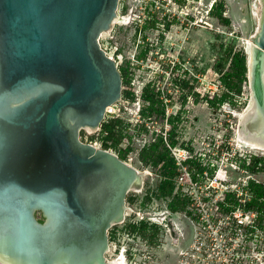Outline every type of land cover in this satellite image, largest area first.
<instances>
[{
  "label": "rangeland",
  "instance_id": "1",
  "mask_svg": "<svg viewBox=\"0 0 264 264\" xmlns=\"http://www.w3.org/2000/svg\"><path fill=\"white\" fill-rule=\"evenodd\" d=\"M252 1L120 0L117 18L128 22L101 44L118 63L122 98L81 139L150 174L109 230V261L264 264V227L251 229L248 208L255 193L264 200V151L238 133L249 79L222 97L233 56H247L255 33Z\"/></svg>",
  "mask_w": 264,
  "mask_h": 264
},
{
  "label": "water",
  "instance_id": "2",
  "mask_svg": "<svg viewBox=\"0 0 264 264\" xmlns=\"http://www.w3.org/2000/svg\"><path fill=\"white\" fill-rule=\"evenodd\" d=\"M261 2L238 133L264 147ZM119 4L0 0V264H110L109 230L124 221L142 173L81 131L99 129L122 98L118 63L101 44Z\"/></svg>",
  "mask_w": 264,
  "mask_h": 264
},
{
  "label": "trees",
  "instance_id": "3",
  "mask_svg": "<svg viewBox=\"0 0 264 264\" xmlns=\"http://www.w3.org/2000/svg\"><path fill=\"white\" fill-rule=\"evenodd\" d=\"M247 78V56L244 53L239 52L233 56L232 63L225 73L224 83L227 86V90L223 92V99L227 98L230 95L229 93L232 91L239 92L241 84L244 80H247ZM212 103H214L213 100L211 104ZM110 130L111 127L106 125L105 131L108 133ZM120 139H118V141ZM253 184L254 183H252V185ZM262 196L263 194L258 195L255 193V195L252 196V199L248 202V208H250L255 214L253 223L249 224V226H252L251 229L264 227V200H261ZM243 225L244 224H240L239 226L243 227Z\"/></svg>",
  "mask_w": 264,
  "mask_h": 264
},
{
  "label": "bare ground",
  "instance_id": "4",
  "mask_svg": "<svg viewBox=\"0 0 264 264\" xmlns=\"http://www.w3.org/2000/svg\"><path fill=\"white\" fill-rule=\"evenodd\" d=\"M259 4L260 5H258V8H256V16H258L257 18V20L255 21V17H254V22L256 23V26H255V32H256V30L257 31H259L260 30V25H261V16H262V2H261V0H259ZM255 6H257L256 5V3H254V7ZM254 14H255V12H254ZM119 19H121V17L120 18H117V20L116 21H119ZM124 22V21H123ZM254 34L255 33H253L251 36H254ZM251 38V37H250ZM250 43H251V39H249V45H250ZM247 49V51H248V49H249V46H248V48H246ZM111 108H113V105L112 106H110V109ZM249 108V107H248ZM248 108L244 111V112H242V113H240L239 114V118L241 117V118H243L245 115H246V112L248 111ZM90 131H93V130H91V129H89ZM238 130H239V128H238ZM239 137H240V134H239ZM241 138V140L242 141H244V143L245 144H247L248 146H250L251 148H253V149H260V150H263L264 151V147H262L259 143H256L255 141L254 142H248V141H246V140H243V138L242 137H240ZM138 169V168H137ZM139 170V169H138ZM140 171V170H139ZM141 172V171H140ZM142 173V172H141ZM142 176H143V173H142ZM141 183V181L140 182H138L137 184H135L133 187H132V189L133 188H135L137 185H139ZM131 189V190H132ZM116 262V261H115ZM115 262H110V264H115ZM118 264H126V262H125V260H124V255H121L120 257H119V259H118V262H117Z\"/></svg>",
  "mask_w": 264,
  "mask_h": 264
},
{
  "label": "flooded vegetation",
  "instance_id": "5",
  "mask_svg": "<svg viewBox=\"0 0 264 264\" xmlns=\"http://www.w3.org/2000/svg\"><path fill=\"white\" fill-rule=\"evenodd\" d=\"M253 2V14H254V12H255V14H254V17H255V21L258 19L257 17L258 16H256L257 14H256V8H258V5H260L259 4V0H253L252 1ZM254 3H256V5L257 6H255L254 7ZM120 17V16H119ZM124 21V22H123ZM116 22H120V23H123V24H126L127 22H128V18L127 17H121V19H119V21H116ZM140 170V169H139ZM141 171V170H140ZM142 173H143V176L144 175H148V174H150V172L148 171V170H146V171H141ZM141 184V183H140ZM140 184L139 185H137L135 188H133L132 190L133 191H139L140 189H138L139 187H140ZM131 190V191H132ZM168 226H169V224H168ZM170 231H171V229H170ZM111 248L112 247H110V250H111ZM109 262H111V261H109ZM112 263V262H111Z\"/></svg>",
  "mask_w": 264,
  "mask_h": 264
},
{
  "label": "built area",
  "instance_id": "6",
  "mask_svg": "<svg viewBox=\"0 0 264 264\" xmlns=\"http://www.w3.org/2000/svg\"><path fill=\"white\" fill-rule=\"evenodd\" d=\"M114 113V112H116V109L114 108V105H113V108H111L110 109V107H108V109H107V113ZM253 220H254V218H253ZM253 222V221H252ZM252 222H250V223H252ZM249 223V224H250ZM240 224H245V221L244 220H240Z\"/></svg>",
  "mask_w": 264,
  "mask_h": 264
}]
</instances>
